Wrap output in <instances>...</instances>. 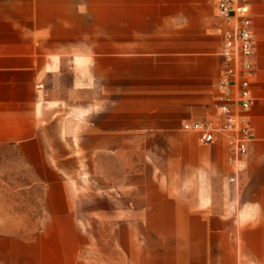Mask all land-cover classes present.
Wrapping results in <instances>:
<instances>
[{"label": "crops", "instance_id": "1", "mask_svg": "<svg viewBox=\"0 0 264 264\" xmlns=\"http://www.w3.org/2000/svg\"><path fill=\"white\" fill-rule=\"evenodd\" d=\"M215 2L0 0V149L43 186L0 264H264V0L239 184L183 130L216 112Z\"/></svg>", "mask_w": 264, "mask_h": 264}, {"label": "built area", "instance_id": "2", "mask_svg": "<svg viewBox=\"0 0 264 264\" xmlns=\"http://www.w3.org/2000/svg\"><path fill=\"white\" fill-rule=\"evenodd\" d=\"M251 4L252 0H216L215 16L222 35L216 112L211 118L183 124V130L196 133L202 144L225 140L232 184H239L247 170L253 139L250 111L256 41Z\"/></svg>", "mask_w": 264, "mask_h": 264}, {"label": "rangeland", "instance_id": "3", "mask_svg": "<svg viewBox=\"0 0 264 264\" xmlns=\"http://www.w3.org/2000/svg\"><path fill=\"white\" fill-rule=\"evenodd\" d=\"M9 148L0 149V232L32 238L40 227L42 185Z\"/></svg>", "mask_w": 264, "mask_h": 264}]
</instances>
